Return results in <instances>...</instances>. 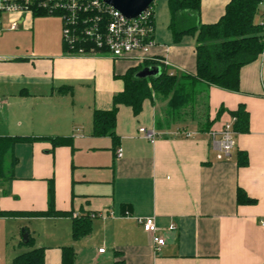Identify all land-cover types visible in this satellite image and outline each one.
<instances>
[{"label": "crops", "instance_id": "0c3cea01", "mask_svg": "<svg viewBox=\"0 0 264 264\" xmlns=\"http://www.w3.org/2000/svg\"><path fill=\"white\" fill-rule=\"evenodd\" d=\"M161 1L152 6V60L143 64L67 55L53 37L50 53L36 54L37 26L46 21L36 18L47 16L2 15L0 138L21 139L3 161L12 179L0 181V211L17 215L0 216V264L32 248L44 249V264H61L64 247L73 249V264H264V51L240 69L238 92L198 83L188 117L168 113L153 97L137 116L118 107L115 139L92 135L93 111L111 109L129 69L146 64L177 77L195 73L196 32L175 41ZM229 2L200 0L199 23H216ZM239 106L248 131L236 133L230 159L218 161L209 133ZM139 128L160 136L148 141ZM241 153L245 166H238ZM49 182L55 210L68 216L29 215L47 210ZM238 189L255 202L238 205ZM85 217L91 231L74 241L73 218ZM142 218H153L164 239L158 253L137 223Z\"/></svg>", "mask_w": 264, "mask_h": 264}, {"label": "trees", "instance_id": "16d2710c", "mask_svg": "<svg viewBox=\"0 0 264 264\" xmlns=\"http://www.w3.org/2000/svg\"><path fill=\"white\" fill-rule=\"evenodd\" d=\"M170 14L169 28L175 41L184 35L196 32L195 73L177 77L166 71H161L157 77L138 78L137 73L147 65L129 69L122 77L123 90L112 98L110 110H95L92 114V135L108 136L115 139L116 114L120 105L129 107L134 116L141 113L145 100L153 97L166 103L168 113L173 115L188 106H193L196 98V85L202 83L222 90L239 91V71L242 67L257 60L264 51L263 29L253 22L262 0H230L224 15L214 24L199 23L200 0H166ZM153 6V5H152ZM152 6L150 8H152ZM33 16H46L33 14ZM48 17V16H47ZM64 52L66 51L63 45ZM59 91H62V89ZM222 110L218 111L220 114ZM234 119L233 131L245 133L248 131V114L242 106L229 112ZM21 138H0V181L8 183L12 177H6L3 161L7 152ZM56 146L57 140H51ZM238 166L247 165L245 154L238 156ZM54 190L49 182L48 207L43 212H33L34 217L68 216V212H58L54 208ZM238 205H251L255 201L245 193L236 191ZM17 215L0 211V216ZM91 218H73L71 237L74 241L87 236L91 231ZM32 247L33 239L27 237L26 243ZM75 259L71 247L61 249V264H73ZM12 264H44V249L32 248L16 256Z\"/></svg>", "mask_w": 264, "mask_h": 264}, {"label": "built area", "instance_id": "2783aa9c", "mask_svg": "<svg viewBox=\"0 0 264 264\" xmlns=\"http://www.w3.org/2000/svg\"><path fill=\"white\" fill-rule=\"evenodd\" d=\"M260 6L262 12L259 25L264 37V0ZM17 13L61 17L62 44L67 55L102 54L112 59H135L139 64L152 60L149 58L155 45L152 8L135 19H127L102 0H0V32L2 15ZM9 29L15 30L16 25L11 24ZM233 123L234 119L231 118L220 130L209 133L210 145L216 152L218 161L229 160L235 148L236 133L233 131ZM138 132L151 142L160 136L152 129L139 128ZM181 134L186 138L190 137L188 133ZM116 156H120V151L116 152ZM137 223L151 236L153 252L158 253L164 245V239L159 235L154 219L142 218ZM98 252L103 253L104 249Z\"/></svg>", "mask_w": 264, "mask_h": 264}, {"label": "rangeland", "instance_id": "374dc122", "mask_svg": "<svg viewBox=\"0 0 264 264\" xmlns=\"http://www.w3.org/2000/svg\"><path fill=\"white\" fill-rule=\"evenodd\" d=\"M157 2L161 3L162 1L156 0L153 4L154 5L153 8L155 7V4ZM36 20H38L37 21L38 24L40 21L44 22V20H46L43 25L37 26L38 36H40L41 39L36 42V54L46 55L50 53L51 48L49 46L52 45L53 41L57 43V41L53 40L52 37L54 39L58 38L59 46L62 45V41H63L62 19L59 16H48V17H38L36 18ZM255 21L261 23V18L259 17V15L256 16ZM157 25L159 26V22H157ZM190 107L191 106H188L179 112L182 118L188 117L190 115L189 114ZM163 108H164L163 110H166V103L164 104Z\"/></svg>", "mask_w": 264, "mask_h": 264}, {"label": "water", "instance_id": "95a60500", "mask_svg": "<svg viewBox=\"0 0 264 264\" xmlns=\"http://www.w3.org/2000/svg\"><path fill=\"white\" fill-rule=\"evenodd\" d=\"M106 5L118 11L127 19H135L146 12L156 0H102ZM160 75L159 67L144 68L137 73L141 79L157 77ZM25 240V236H23Z\"/></svg>", "mask_w": 264, "mask_h": 264}]
</instances>
